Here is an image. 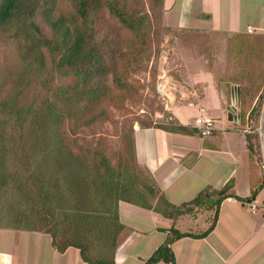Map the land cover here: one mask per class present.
Instances as JSON below:
<instances>
[{
    "label": "trees",
    "instance_id": "1",
    "mask_svg": "<svg viewBox=\"0 0 264 264\" xmlns=\"http://www.w3.org/2000/svg\"><path fill=\"white\" fill-rule=\"evenodd\" d=\"M70 1L69 13L57 11L59 0L0 1V32L8 36L14 29L18 39L29 33L36 37L22 58L26 70L14 75L18 79L10 89L0 86V196L19 195L22 205L28 207L3 213L9 224L2 228L49 234L59 253L76 248L87 264H117L120 235L126 228L120 220L121 203L174 222L202 210L215 211L211 227L201 234L170 229L168 239L145 263L176 264L172 244L184 238H205L216 225L222 202L235 196L229 187L222 191L208 187L190 202L172 203L150 170L138 162L136 130L122 136L123 151L113 157L107 153L104 138L86 144L78 140L81 130L91 129L103 117L101 111L87 117L90 107L105 98L114 101L98 80L108 71L94 37L102 8L137 38L143 35L146 22L129 11V0ZM153 2L156 7H166L165 0ZM37 17L49 34L36 22ZM228 56L222 79L228 80L227 85H239L245 117L251 98L264 84V39L257 34H239L230 41ZM33 64L41 69L35 70ZM35 77L37 83H33ZM56 77L73 82L57 85ZM120 78H114L119 90L127 86ZM246 82L252 87H242ZM33 84L37 86L32 89L35 95L28 100L24 95ZM262 105L260 97L248 118L250 125L258 126ZM66 122L72 140L65 137ZM146 127L199 136L196 129L179 122ZM247 141L253 158L262 163L258 135L250 134Z\"/></svg>",
    "mask_w": 264,
    "mask_h": 264
},
{
    "label": "crops",
    "instance_id": "2",
    "mask_svg": "<svg viewBox=\"0 0 264 264\" xmlns=\"http://www.w3.org/2000/svg\"><path fill=\"white\" fill-rule=\"evenodd\" d=\"M241 2L244 3L245 19L238 16L237 22L233 20L234 25L227 29L230 33L215 31L218 38L213 57L206 61L201 59L204 66L211 64L214 77L211 85L189 83L187 73L183 76V72H187L190 61L184 59L181 51L178 54L181 62L177 67L183 73L182 81L192 88L188 89L189 99L178 104L194 102L197 98L204 103L210 86H213L215 89L211 90L210 96L213 101L206 102L207 108L201 106L199 110L203 108L215 120V134L202 139L197 135L172 134L157 128L135 132L140 166L150 170L172 203L181 205L190 202L208 187L216 191L229 187L230 193L235 196L228 198L236 201L226 199L222 202L216 225L205 238H184L172 244L176 264H264V84L251 98L252 105L246 110L245 121L241 122L243 113L239 85H228L233 104L227 110L226 85L222 83L228 67L230 41L239 34H257L264 39V0H239V5ZM230 22L232 24V20ZM191 23L190 19H181L177 23L178 28L174 29L179 33L188 31L192 28ZM172 24L175 25V22ZM203 29L197 31L202 32ZM260 48L258 46L257 50ZM244 86L252 87V84L246 82ZM260 97H263V107L259 124L250 125L248 118ZM171 109L175 116L173 107ZM230 112L235 117L234 121L228 119ZM175 118L182 126L194 129V124L186 125ZM250 134L258 135L262 163L249 151L247 136ZM239 199L253 200L257 212L253 214L249 203ZM203 212L207 214L201 219L199 216ZM215 214V211L202 210L195 216L174 222L121 203L120 220L126 228L120 235L116 263L145 264L168 239L170 229L201 234L211 227ZM0 264L87 263L76 248L59 253L49 234L0 228Z\"/></svg>",
    "mask_w": 264,
    "mask_h": 264
},
{
    "label": "rangeland",
    "instance_id": "3",
    "mask_svg": "<svg viewBox=\"0 0 264 264\" xmlns=\"http://www.w3.org/2000/svg\"><path fill=\"white\" fill-rule=\"evenodd\" d=\"M165 2L166 7L160 8L155 6L153 0H129V11L135 17L145 18L146 27L139 38L112 17L107 8H102L101 22L96 26L94 37L104 55L108 71L98 80L101 86L107 87L114 101L105 98L100 105L90 107V114L87 117L100 111L103 117L101 122L91 129L80 131L82 133L79 134L78 140L83 142L82 144L93 143L100 137L104 138L107 153L113 157L123 151L122 136L125 133L133 134L135 130L137 132L147 129L148 124L162 126L178 123L175 116L182 123L192 125L199 116V108L201 106L207 108L206 102L213 101L210 96L213 92L211 90L215 88L210 86L207 101L204 103L198 101L197 97H192L197 99L194 102L178 104L189 99L188 89H192L187 87L181 76L183 73V76H186L187 73L189 83L193 85L201 83L211 85L210 82L214 80L211 64L209 62L210 65L204 66L202 60L206 61L213 57L215 41L218 38L215 31L230 33L227 29H231L234 22L238 21V16L245 19L242 8L244 3L241 2L239 5V0H165ZM71 10L70 0H59L57 8L59 13H69ZM181 19L184 21L190 19L192 28L180 33L176 31L174 28H178L177 23ZM173 21L175 25L172 24ZM36 22L49 34L41 17H37ZM197 29L204 31L198 32ZM14 31L13 29L10 32L13 36H4L0 32V86L4 90L10 89L11 83H16L18 77L14 75L26 70L22 58L27 54V46L36 42V37L32 33L19 36L18 39L13 34ZM180 51L184 59L190 61L187 72L183 73L177 67L181 62L178 57ZM49 64L50 62H46V65ZM33 68L41 69L37 64H33ZM115 75H119L120 79L127 83L125 88L121 90L117 88ZM227 81L223 80L222 83L226 85L228 110L233 100ZM55 82L57 85H68L72 84L73 79L56 77ZM33 83H37L36 77ZM34 86L37 87L33 84L31 91L24 95L28 100L35 95L32 91ZM160 88L168 91L165 93L168 97L163 96ZM240 121H245L243 116ZM63 131L69 140L74 138L69 132V122L65 123ZM11 196L8 193L0 196V228L9 224L3 213L28 209L22 205L19 195ZM206 214L207 212H203L199 217L202 219Z\"/></svg>",
    "mask_w": 264,
    "mask_h": 264
},
{
    "label": "built area",
    "instance_id": "4",
    "mask_svg": "<svg viewBox=\"0 0 264 264\" xmlns=\"http://www.w3.org/2000/svg\"><path fill=\"white\" fill-rule=\"evenodd\" d=\"M160 90L163 96L168 97V95L165 94L168 93V91L161 88ZM193 127L197 130L199 137H201L202 139L209 138L216 132L215 120L211 116H209L203 108L199 110V116L195 119ZM227 200L235 201L233 198H227ZM248 205L250 206L252 213L255 214L257 212L256 203L250 202Z\"/></svg>",
    "mask_w": 264,
    "mask_h": 264
},
{
    "label": "water",
    "instance_id": "5",
    "mask_svg": "<svg viewBox=\"0 0 264 264\" xmlns=\"http://www.w3.org/2000/svg\"><path fill=\"white\" fill-rule=\"evenodd\" d=\"M228 119L230 121H234L235 120V117L233 116V114L230 112L229 115H228Z\"/></svg>",
    "mask_w": 264,
    "mask_h": 264
}]
</instances>
